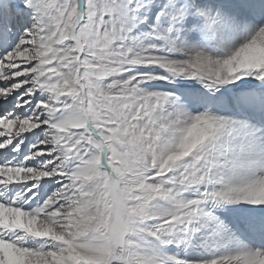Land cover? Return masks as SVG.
<instances>
[{
    "label": "snow or ice",
    "instance_id": "obj_1",
    "mask_svg": "<svg viewBox=\"0 0 264 264\" xmlns=\"http://www.w3.org/2000/svg\"><path fill=\"white\" fill-rule=\"evenodd\" d=\"M0 264H264V0H0Z\"/></svg>",
    "mask_w": 264,
    "mask_h": 264
}]
</instances>
